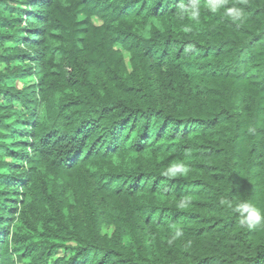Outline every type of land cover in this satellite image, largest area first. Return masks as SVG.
I'll list each match as a JSON object with an SVG mask.
<instances>
[{"label":"trees","instance_id":"1","mask_svg":"<svg viewBox=\"0 0 264 264\" xmlns=\"http://www.w3.org/2000/svg\"><path fill=\"white\" fill-rule=\"evenodd\" d=\"M178 2L0 0V264H264V0Z\"/></svg>","mask_w":264,"mask_h":264},{"label":"clouds","instance_id":"2","mask_svg":"<svg viewBox=\"0 0 264 264\" xmlns=\"http://www.w3.org/2000/svg\"><path fill=\"white\" fill-rule=\"evenodd\" d=\"M202 7L212 14H221L224 18H227L234 24L242 23L245 19L244 9L239 3L229 5L227 0H179L178 16L181 20L186 18L191 19L194 22H198L201 16ZM186 31H190V28H186ZM188 171L186 164L183 162L174 163L169 165L164 175L177 176L184 175ZM189 199H180L176 203L178 209H186L190 205ZM220 205L226 207L235 216L238 217L239 224L243 228L252 229L262 223H264V211L257 208L255 204L246 198H240L233 202L227 198H221L219 200ZM183 232L181 229H177L175 234L169 240V243L174 242L177 238L181 237Z\"/></svg>","mask_w":264,"mask_h":264},{"label":"rangeland","instance_id":"3","mask_svg":"<svg viewBox=\"0 0 264 264\" xmlns=\"http://www.w3.org/2000/svg\"><path fill=\"white\" fill-rule=\"evenodd\" d=\"M4 68V66L3 65H0V70H2ZM27 83L28 82H30V79H27V81H26ZM22 84H19V86H21Z\"/></svg>","mask_w":264,"mask_h":264}]
</instances>
